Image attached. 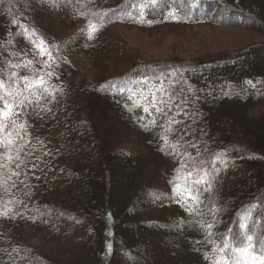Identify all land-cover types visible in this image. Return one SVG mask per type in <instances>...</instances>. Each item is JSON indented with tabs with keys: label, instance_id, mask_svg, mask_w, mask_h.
I'll return each instance as SVG.
<instances>
[{
	"label": "trees",
	"instance_id": "16d2710c",
	"mask_svg": "<svg viewBox=\"0 0 264 264\" xmlns=\"http://www.w3.org/2000/svg\"><path fill=\"white\" fill-rule=\"evenodd\" d=\"M202 25L259 37L182 50ZM0 68L50 72L55 90L16 117L28 143L0 168V264H213L249 235L264 248V0H0ZM185 163L220 170L199 215L170 183Z\"/></svg>",
	"mask_w": 264,
	"mask_h": 264
},
{
	"label": "snow or ice",
	"instance_id": "6c2138e0",
	"mask_svg": "<svg viewBox=\"0 0 264 264\" xmlns=\"http://www.w3.org/2000/svg\"><path fill=\"white\" fill-rule=\"evenodd\" d=\"M155 2V0H153ZM88 33V38L92 39L94 33L98 31V27L95 24L89 23L88 28L86 29ZM27 32V29H25ZM33 33L30 34L34 35ZM32 43L36 49H38V54L40 56H47L49 59L52 57V53L47 50L45 43L42 39L37 40L33 39ZM31 64V61H28L24 65H9L10 68L16 67H28ZM51 76L52 73H34L33 79H29L27 76L17 77L16 72H11L10 74L5 75L4 70L0 68V148H3L5 152L0 155V160L6 161V163H0V168H10V165L16 164V167H19L23 161L20 160V153L24 149L25 144L28 141H24L23 136L20 135L19 130L23 129L25 125L23 123L17 124L16 117L19 115V109H22L26 103H31L29 96H35L37 103L47 96H51L52 100H55V90L50 91L49 86L47 85L44 76ZM23 83V91L27 92L28 95H23L20 90V84ZM40 93L37 95V93ZM163 103V101H160ZM50 111V109H48ZM157 112H163V109L156 107ZM148 111V109H145ZM156 121L152 120V124L155 125ZM172 123H179V121H170L169 129ZM148 125H145L147 128ZM15 131V135L13 132ZM165 147L170 149L173 154H175L177 144L171 143L168 139V136L162 137ZM189 160L194 158L191 155H188ZM216 159H220V155L216 156ZM35 167V165H33ZM183 171L181 172V179L184 183L172 182L173 188L176 192L177 197L188 201L189 204L186 207V210L191 215L194 213L199 215V211H196L192 205H199L202 203L200 200V195L202 192H211L213 190V182L215 177L219 174V169L213 164L211 166V171L208 168L204 167H193L191 170H188V166L185 163L183 165ZM12 175H19L18 172L13 171ZM10 178V177H9ZM254 207V206H252ZM216 211L210 209V212ZM251 211V207L247 209ZM2 215H7V212L0 213ZM207 229L213 227L212 224L203 225ZM247 226V225H245ZM209 235L211 233L209 232ZM247 246L240 248L237 247L234 250L231 246L225 244L223 247L217 246L214 251L220 253V255L214 259L213 264H264V248L257 249L253 243V236L249 235L246 237ZM111 245H109V248ZM228 251H233L234 255L237 257L233 259L228 255ZM207 259V255L205 256Z\"/></svg>",
	"mask_w": 264,
	"mask_h": 264
},
{
	"label": "rangeland",
	"instance_id": "374dc122",
	"mask_svg": "<svg viewBox=\"0 0 264 264\" xmlns=\"http://www.w3.org/2000/svg\"><path fill=\"white\" fill-rule=\"evenodd\" d=\"M207 25L197 26L186 30L187 34L193 36V40L185 44L182 50H187L190 54L201 53L203 51H216L219 49H231L240 43L258 39V33L237 28H215L209 29ZM130 35V33H129Z\"/></svg>",
	"mask_w": 264,
	"mask_h": 264
}]
</instances>
